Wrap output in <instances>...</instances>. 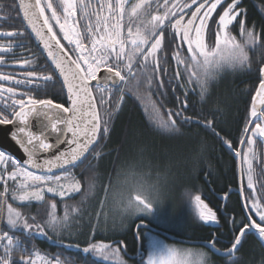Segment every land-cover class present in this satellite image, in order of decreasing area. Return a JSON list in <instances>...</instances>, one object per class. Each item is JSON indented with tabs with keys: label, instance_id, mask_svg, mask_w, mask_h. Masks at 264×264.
Instances as JSON below:
<instances>
[{
	"label": "snow or ice",
	"instance_id": "6c2138e0",
	"mask_svg": "<svg viewBox=\"0 0 264 264\" xmlns=\"http://www.w3.org/2000/svg\"><path fill=\"white\" fill-rule=\"evenodd\" d=\"M127 3L128 0H60L63 17L54 7L53 0H34V3L24 10V19L47 52V57L54 68L51 69V75L42 77L34 71L25 73L23 79H15L11 74H0V96L7 92L9 94L7 99L17 96V88H4L2 82H14L17 86L21 84L32 86L27 91L19 93L21 98L12 99L11 114L6 109L0 110V125H12L14 129H8L5 133V135L10 134L11 142L5 143L0 139V165L6 166L0 171V181H4L5 185L8 180L16 181L17 190L20 192L18 199L21 202L43 201L45 187L47 192L56 193L60 197L80 191L79 181L74 180L67 185L61 184V181L68 175V168H73L82 162L100 143V138L110 133V118L113 116L111 111L106 110L104 118L101 117L98 108L110 104L111 98L106 99L101 94L97 100L93 95V87L100 93L108 92L110 97L115 91H119L120 101H123L125 87H140L141 81L137 80V77L141 74L140 70L146 72L149 69V61L155 62L153 73L163 72L158 53L171 51V46L179 40L180 45L187 44L191 61L189 62L187 57L182 58L179 52L174 58L178 65L181 63L186 65L185 71L191 70L196 84L204 93L209 82L224 68L245 67L249 63L247 46H255L257 43L256 34L245 26L243 20L239 21L242 40L237 41V38L231 35L230 26H233L237 18L243 15V11L239 8L240 0H231L223 12L219 13L218 19L214 17V13H217L219 7H223L224 0H190V3L188 0H162V2L140 0L131 7L130 12L125 8ZM153 7L156 8V14H152L150 20H147L146 16ZM161 9H163L162 14ZM46 11L51 12V17L45 14ZM78 13V19H73ZM51 20H55L67 45L61 43ZM82 21L87 23L82 24ZM213 21L216 24V46L209 49L205 44L204 34L207 32L209 39L211 38ZM2 35L11 38L23 36L24 32L9 31ZM85 42H90L91 47H87ZM73 45L74 47H70ZM11 50V46L0 47V65L5 63L4 54ZM27 63V61L23 62V64ZM57 71L63 78L62 87L67 89L68 106L56 103L53 99H40L28 94L38 90L41 81L43 85L52 82ZM259 71L264 77V67ZM154 79V75L147 78L149 87ZM133 81L136 83L134 84ZM160 86H163L162 81ZM257 101L260 105L259 110H257ZM116 107L119 108V104ZM180 107L187 110L186 99L180 102ZM174 115L179 116L180 112ZM172 117L173 113H169L167 120L158 118L157 126L168 133L176 132L177 122ZM34 119L41 120L39 130L30 127ZM257 120L261 122H256ZM188 122H191V117L185 118V123ZM196 123L201 121L198 120ZM203 123L205 128L215 131L212 120ZM248 125L244 132L250 134L241 139V144L246 143L251 146L257 136L264 139V78L260 80L252 96ZM53 134H55L54 139ZM216 135L219 136V133L217 132ZM224 143L229 150L233 149V145L228 140H224ZM64 145L67 147L61 150L60 146ZM17 150L21 151L22 156L16 155ZM50 152H54V156L51 159H43L44 154ZM235 155L242 156L243 164L247 165V188L253 191L243 196L246 213L244 219L239 225L235 219L231 221L238 231L231 246L223 253L230 258L239 250L242 239L249 233L258 234L259 238L264 240V196L259 200L255 198L256 189L250 152L240 150L236 151ZM7 166L13 169L11 173L7 172ZM57 168L64 170L63 175L52 174ZM261 187L264 188V185ZM134 190L137 193L134 197L128 196L118 202L122 203V211L151 214L159 199L158 189L137 183ZM7 191L8 188L5 187V192ZM153 191L157 193L155 197L150 194ZM243 191L242 189L241 195ZM3 195L0 193V197ZM229 197L230 193H224L225 199ZM13 199H17L15 194ZM194 200L200 220L205 223H218L216 213L204 203L201 196L196 195ZM3 203L4 201L0 200V204ZM55 207V204L51 205L52 209ZM77 211V207L71 208L72 213ZM7 223L11 229L22 228L33 236H45L48 230L58 231L66 228L70 223V214L66 209L63 217L57 216L54 211L47 212V219L40 213L26 217L9 204ZM5 240L7 241L4 245L5 255L0 259V264H9L13 244L19 246V242L14 241L8 232L0 236V241ZM215 243L210 241L208 246L219 252V249L215 248ZM83 251L98 253L105 260L109 255L119 256V249H113L104 243H89ZM163 253L171 255L167 248ZM22 264H34V261L25 259ZM47 264H61V261L56 258L49 260ZM120 264H125V261L120 260ZM149 264L152 262L150 261ZM232 264H236V261L233 260Z\"/></svg>",
	"mask_w": 264,
	"mask_h": 264
},
{
	"label": "trees",
	"instance_id": "16d2710c",
	"mask_svg": "<svg viewBox=\"0 0 264 264\" xmlns=\"http://www.w3.org/2000/svg\"><path fill=\"white\" fill-rule=\"evenodd\" d=\"M228 3H231V0H224L223 7H219L221 10L218 8L219 12L216 13V19H218L219 13L223 12ZM239 8L243 11V15L239 16L235 22L239 24V21L243 20L245 26L256 32L258 36L256 45L250 48L251 61L246 65V68L243 67L241 69L243 73L240 72V74L235 75V77H229L233 75H229L226 78L224 77L219 84L220 87L210 92V96L207 99L200 97V94L196 91V93L194 92V90H196L194 85L190 87L187 84L178 83V88H176L174 92L173 100L168 101L169 98L167 99L166 96L165 99L167 100L163 101V106L157 100L158 111L165 114L162 118L167 120L169 113H173L172 118L176 120V126L183 128L182 133H168L163 129H158L155 121L146 113L147 110L137 99V91L139 93L144 91L139 89L140 87H125L124 99L121 101L116 111L114 107L120 99L119 91H115L112 97L108 95L107 99L111 98V103L106 104L104 108H99L102 118H104L106 110L113 113L109 124L110 133L100 138V143L95 146L94 150L91 151L76 168V171L80 173L78 179L80 190L83 191L86 189L87 183L92 178L93 183L95 180L99 185V196L97 199L91 200V205L87 206V215L89 216V213L90 215L93 213L97 216L95 212L100 207L98 203V201H100V196H102L104 190H111L114 187V180L124 171V158L128 151H130L129 148L133 142V133H151L154 144L159 139L165 138L166 135H170L176 143L173 146L164 145L156 149L167 150L171 148V150L175 152L177 150L179 152L180 149H177L178 144H181L184 149H188L189 146L192 147L194 152L193 159L188 163L189 165L182 166L180 174L184 175L185 180L190 184V186H187L190 187L191 190L194 188L202 190V196L203 194L206 196L205 198L209 201L211 206L215 207L216 203L219 206H224L223 212L218 211L221 225L219 227H205L200 220L197 222L189 218L185 225L176 230L148 222L145 217H139L130 220L124 229H122V225L116 226V224L106 227L96 225L97 229L101 230L95 229L91 231L90 225L86 222L79 230L72 228L73 236L69 239L67 237L59 239L60 241H54L47 238L48 236L41 238L36 235L33 236L23 230H12L4 223L5 230L17 236L26 253L33 249L59 258L65 264H112L108 263L104 257L98 253H86L83 251V248L89 243H94L93 240L89 242L86 238L96 232L94 233L95 236L104 238L103 243H107L108 245L112 244L113 246L110 245L112 248L119 243V249L122 251L123 246V253L126 258L136 264H144L143 258L147 247L144 234L148 229L155 233L163 234L169 241L180 242L171 240L167 234L171 237L187 241L184 243L203 245L207 248L209 247L204 243L212 241L216 236L215 248L219 249V252H226V249L231 246V243L234 241V236L238 231V228H234L231 223V216H233V219H235L237 225H239V222L244 219V215L241 209V201L235 194L230 195L227 201H223L225 198L219 200L220 195L234 191L230 190V188H239V177L236 172L235 164L236 159L234 160L227 152V146L224 140H228L233 147L236 148L241 143V139L245 136L244 129L248 127L252 96L255 94L260 83L259 69L264 66V0H240ZM60 9V15L63 17V9L61 7ZM46 15L51 17V12L46 11ZM12 22L14 29L12 32H24L23 36H13L12 41L14 44L18 45H24L25 43L26 52L24 54V60L28 62L27 64H23L22 62L19 65H15L14 72L18 75L16 79H23L25 73L28 71H34L41 77L43 75H51L52 67L26 30L16 3H14V18ZM50 22L54 25V31L58 34L60 40L63 41V35L60 33L55 20H51ZM61 22H63V19H61ZM176 50L177 48H175V51ZM22 64L23 67H21ZM0 67L7 69L4 66ZM7 70L8 72L6 74L11 71L10 69ZM57 79L58 77L55 74L54 80L47 85H43L41 81V87L28 94L35 95L40 99H53L56 103L66 105L67 100L64 89L59 79L57 82ZM175 82H180L177 76ZM2 83L4 88H8L6 85L8 81ZM53 84L55 86H53ZM20 86L22 87L17 89V96L12 99L21 98L19 93L25 92L32 87L23 84ZM155 88L154 86V93L151 94L150 90H148L147 94L151 97H161L157 95L158 93L155 92ZM181 91L182 93H187L188 96L183 97ZM101 94L105 96L106 92L100 93L95 89V97L97 100ZM8 95L7 92H4L3 95L0 96V110L6 109V111L11 114L13 111L12 107H10L12 99H7ZM185 99L188 102L186 111L180 107V102H183ZM170 105H173V107ZM170 107L173 109L171 110ZM178 111L180 115H174ZM186 117H191V122L185 123ZM198 120L201 121V123H196ZM206 120H212L214 122L215 131L204 127L203 122ZM256 122L261 121L257 120ZM217 132L219 136L216 135ZM188 141H191L189 146L185 144ZM162 142L165 144L164 141ZM259 151H264L262 146H260ZM97 153H99V157L93 165L92 163L96 157L93 159L92 157ZM262 159H264V155ZM261 185H264V179L255 182V189L264 193V188H262ZM242 189L243 181H241V191ZM245 190L250 192L247 188V182L244 184V191ZM257 195L256 199L258 200L261 196H264L261 193H257ZM75 199H73V202ZM202 199L204 200V198ZM146 223L149 224V226H147ZM50 236L56 238L55 236ZM243 241L244 238L239 246V250L235 252L234 256L231 258L227 255L215 252L210 248L213 251L212 260H214V263L232 264V261L240 256V260L236 262V264H264L263 248L256 242L250 240L248 242ZM94 244L98 243L95 242ZM238 253L239 255H237Z\"/></svg>",
	"mask_w": 264,
	"mask_h": 264
},
{
	"label": "rangeland",
	"instance_id": "374dc122",
	"mask_svg": "<svg viewBox=\"0 0 264 264\" xmlns=\"http://www.w3.org/2000/svg\"><path fill=\"white\" fill-rule=\"evenodd\" d=\"M190 3V1H188ZM54 7H56L58 13L60 14V0H53ZM62 8V7H61ZM220 9V8H219ZM219 9L217 12H219ZM221 10V9H220ZM216 17V13H214ZM212 35L209 39V36L206 32L205 34V44L209 49L215 48V32H216V24L212 22ZM253 31V30H252ZM231 35L237 38V41L242 40L241 36V29L240 24L234 23L233 26H230ZM257 36V33L254 32ZM239 36V37H238ZM258 38V36H257ZM252 46H247L248 48V59L250 60V48ZM175 48L177 50L175 51ZM180 53L181 57H187L188 61H191V56L188 53V46L187 44L180 45V41L177 40L175 45L171 48L170 56H173L171 61L174 63V71H173V78H174V92L176 88H178V83L187 84L190 87L194 85L200 97L207 99L210 96V92H213L215 88L220 87V83L222 79L229 75V77H235V75L240 74L241 69L243 67H235L229 68L226 67L220 71V73L209 82L207 91L202 93L200 87L196 84L195 77L192 76L191 70L185 71L186 65L184 63L177 64V61L174 57H176L177 53ZM3 66V65H0ZM246 68V66H245ZM8 72L7 69H3L0 67V74H6ZM179 73V75H178ZM243 73V72H241ZM9 74V73H8ZM13 77H18L17 74H11ZM149 76H153V74H149L147 76H143L142 78H137V80L141 81L140 88L144 92L138 94L137 99L143 104L145 109L147 110L146 113L150 115V117L155 121L159 118H162L165 115L163 112H159L157 109V100L163 106V101L173 100V97H151L147 94L148 90H150L151 94L154 93V86L155 92L158 93L157 95L163 94L161 90V86H158V83H153L151 87L147 84V78ZM177 79L180 82H175ZM192 77V79H190ZM9 82V81H8ZM135 84L136 81H133ZM8 87H15L17 89L21 88L22 86H17L14 82L6 83ZM143 87V88H142ZM216 90V89H215ZM195 92V93H196ZM172 93V92H171ZM170 93V94H171ZM182 93V91H181ZM109 93L106 92V99ZM121 95V93H120ZM155 95V94H154ZM183 96H188L187 93H182ZM117 104H121L120 99L118 100ZM115 104L114 109L117 110ZM154 105V107H153ZM173 107V105H170ZM170 107L172 110L173 108ZM163 119V118H162ZM157 125V123H156ZM158 129H161L157 126ZM177 131L175 133H182L181 127L176 126ZM133 142L129 148L130 151L126 154L124 158V171L119 175L117 179L114 180L113 184L114 187L111 190H104L102 196H100L99 208L96 210L95 216L93 213L89 216L87 215V206H90L94 199H97L99 196V185L93 178L86 184L87 188L77 195L75 201L69 202H61V203H54V202H47L45 204L40 205L39 203L36 204L35 201L30 202H21L18 199L20 192L17 190V182L10 180L8 185V195L6 199H2L4 203L0 204V218L3 219V222L7 223V205H12V207L18 211H20L26 217L36 216L37 213H40L47 219V212L54 211L55 214L59 217H63L65 215V211L70 214V223L67 225L66 228L59 229L58 231H51L48 230L47 235L41 236L36 235L37 237H47L50 240L60 241L59 239L67 238L68 239L73 236L72 228L75 230H79L85 223L90 225L91 231L97 229V226H113L116 224L122 225V229H124L130 220L133 218L145 217L149 222L163 226L169 229H180L183 225L187 223L189 218H192L195 221H199V214L198 209L196 206V202L194 197L196 195L201 196L203 198L200 189H192L188 186L190 184L188 181L185 180L184 175L180 174L182 166H187V164L193 159V149L191 146V141H188L187 146L188 149H184L181 144H178L177 149H180L178 152L176 150L173 151L171 148L167 150H158L159 148L164 145H171L173 146L176 142L170 137V135H166L165 138L159 139L155 144L153 143V138L151 133L145 132H135L133 133ZM160 135V134H158ZM162 136V135H160ZM170 137V138H169ZM165 142L163 144L162 141ZM152 143V144H151ZM186 146V147H187ZM96 157V158H95ZM99 155L94 154L92 157L95 158L93 161V165L95 161L98 159ZM123 161V162H124ZM189 165V164H188ZM60 175H63L60 174ZM72 175L77 176L75 181H78L80 173L76 170L69 171L68 176ZM64 177V178H66ZM63 178V179H64ZM97 178V176H96ZM95 178V179H96ZM137 183H143L146 186H154L158 189V196L159 199L156 201V206L154 207L151 214H139V213H130V212H123L122 211V203H118L124 198L128 196L134 197L137 193L134 190V186ZM188 185V186H187ZM3 188L0 185V191ZM97 190V192H96ZM198 190V191H196ZM17 196V199H13V195ZM142 195L148 193H141ZM153 197L157 195L155 191L150 193ZM92 200V201H91ZM55 204V209L51 208V205ZM28 207V208H27ZM72 207H77L78 211L76 213L71 212ZM94 210V209H92ZM91 211V209H90ZM89 211V212H90ZM183 212V213H182ZM188 219V220H187ZM97 225V226H96ZM9 226V225H8ZM10 227V226H9ZM93 228V229H92ZM18 230H23L22 228H17ZM14 230V229H12ZM101 230V229H97ZM24 231V230H23ZM90 231V232H91ZM28 233V232H27ZM96 233V232H94ZM30 234V233H29ZM55 236L54 237H51ZM146 238V253L143 258L144 264H149L151 261L152 264H215L214 260H211L210 254L207 251V248L198 245H190L184 242H175L167 240L163 234L155 233L152 231H147L144 234ZM58 238V239H57ZM107 244V243H104ZM112 245V244H110ZM113 246V245H112ZM120 244L113 247V249H119ZM167 248L171 255L164 254L163 251ZM106 261L112 264H120V260H124L125 264H136L135 262L130 261L128 258L125 257L123 253V246L122 251L119 249V256H112L109 255Z\"/></svg>",
	"mask_w": 264,
	"mask_h": 264
},
{
	"label": "flooded vegetation",
	"instance_id": "af4514ba",
	"mask_svg": "<svg viewBox=\"0 0 264 264\" xmlns=\"http://www.w3.org/2000/svg\"><path fill=\"white\" fill-rule=\"evenodd\" d=\"M139 2H140V0H128V3L125 5V8L130 12L131 7L134 4L139 3ZM161 2H162V0H161ZM14 3H16V0H0V47H10L11 46V49H12L10 52L4 54L5 55V63L3 64V66L6 67L7 69L11 70L9 72V74H15L16 73V72H14L15 71V65H17V64L19 65L25 61L24 60L25 59L24 54L26 52L25 43H24L23 47L15 46L18 44H14V42L12 41L13 37L10 38V37L2 35L3 33L9 32V31H14L13 22H12L13 18H14ZM16 5H17V3H16ZM193 10H195V9H193ZM160 12L162 14L163 9H161ZM152 14H156V8L155 7H153L152 9L149 10V14L146 16V19L150 20ZM78 17H79V13H78L77 17L74 19H78ZM93 19H94V17H93ZM186 19H187V17H186ZM186 19H185V22H186ZM81 23L85 24V23H87V21H82ZM126 32H127V29L125 28V34H126ZM205 34H206V32H205ZM205 34H204V40H205ZM192 35H194V32L192 33ZM167 39H171V37H167ZM85 43H86L87 47H89V48L91 47L90 42H85ZM163 46L164 45H162V47ZM173 46L174 45H172L171 48ZM70 47H74V45L70 46ZM170 54H171L170 51H164V52L158 53V56L161 57L160 66L163 69V72L157 71V72L153 73L152 69L155 67V62L149 61V64H150L149 69L146 72H144L143 70H140L141 74L137 77V78H139V77L142 78L143 76L153 74L155 76L154 82L158 83V86H160L161 81H162L163 86L161 87V90L163 91V94H160V96H162V97H166V96L167 97H171V96L173 97V95H174V78L172 77L173 71H174V63L171 61L173 56H170ZM136 67L139 70V65H137ZM14 78L16 79V77H14ZM183 97H186V96H183ZM249 134L250 133H248V135ZM245 136H246V133H245ZM260 146H262L264 149V139H261L260 137L257 136L255 138L254 144L251 146L247 145L246 143L245 144L240 143L238 147H236V148L233 147L232 150H229V148L226 147L227 152L234 158V160L236 159L235 160L236 172H237V175L239 177V188H236V187H235V189L230 188V190H234V191L229 192V193H230V195L235 194V196L239 197V199L241 201V209H242L244 217L246 215V213L244 211V207H243L245 201H244V199L241 195V191H240V178H241V181H243V190H244V184L246 182H248L247 181V175H246L247 165L243 164L242 156L237 157L235 155V153H236V151H240V150H246V151L250 152V159H251L252 169H253L252 174H253V181H254V188H255V182L258 180L264 179V159H262V156L264 155V151H262V152L259 151ZM253 155H254V158H252ZM73 170L74 169H72L71 171H73ZM67 178L62 179L61 184L67 185V184L71 183V182L67 181ZM235 190H237V191H235ZM249 190H250V192H247L246 190L243 191V196H246L253 191L252 189H249ZM80 192H81V190L77 193H72L69 196L60 197L56 193L47 192L46 187H45L44 188L45 199L43 201H35V203L36 204L39 203L40 205H42V204H45L47 202H49V203L54 202L57 204L61 203V202H69V201H73V199H75ZM257 193H261L264 195V193H262V191L256 190L255 191V198H256V196H258ZM205 197L206 196L203 194L204 200L202 198L201 199L204 201L205 204H207V206L209 208H211L216 213L218 223H205L202 220H200V221H201L202 225H204L205 227H208V226L219 227L221 224H220L219 217H218V211L223 212L224 206L223 205L219 206L216 203L215 207H213L209 204V201ZM222 199H224V195H220L219 200H222ZM223 201H227V199H225ZM256 219L258 220V217H256ZM231 220H233V216H231ZM245 222H247V221L245 220ZM146 225L149 226V224H147V223H146ZM147 231H152V230L148 229V230H146V232ZM216 238L217 237L215 236L212 241H216ZM86 239L89 242L93 240L94 243L96 242L98 244L103 243V240H104V238H100V237L95 236L94 233L91 236H88ZM249 240L258 243L263 248V251H264V240H261L259 238L258 234L249 233L246 237H244V241L248 242ZM209 242H207V243H209ZM187 244H190V243H187ZM190 245H196V244H190ZM215 245H216V243H215ZM198 246H203V245H198ZM203 247L207 248L205 246H203ZM207 251L209 252L210 258L212 260L213 251L210 248H207ZM220 252L223 253L224 251H220ZM237 255H239V253ZM239 260H240V256H238L235 259L236 262H239Z\"/></svg>",
	"mask_w": 264,
	"mask_h": 264
},
{
	"label": "water",
	"instance_id": "95a60500",
	"mask_svg": "<svg viewBox=\"0 0 264 264\" xmlns=\"http://www.w3.org/2000/svg\"><path fill=\"white\" fill-rule=\"evenodd\" d=\"M16 3H17V6H18V9H19V13H20V16H21V19L24 23V26L26 28V30L29 32V34L31 35V37L33 38L34 42L36 43L37 47L39 48V50L41 51V53L43 54V56L45 57V59L47 60V62L49 63V65L54 68V65H52V62L48 59L47 57V52L43 49L42 47V44L40 43L39 39L36 37V35L31 31V27L28 25L27 21L24 19V10L28 7H30V5H32L34 3V0H16ZM76 18V17H74ZM73 18V19H74ZM42 23V21H41ZM69 23H71V21H69ZM59 38V37H58ZM60 39V38H59ZM62 44H64L62 41H61ZM264 67V66H263ZM56 76L58 77L59 81L61 82V84L63 85V78L60 77V74L59 72L57 71L56 73ZM264 78L261 76V73H260V80ZM95 82H93L94 84ZM64 89V92H65V95H66V100H67V104L65 106H68L69 105V101H68V93H67V89L66 88H63ZM93 95L95 97V94H94V91H93ZM96 98V97H95ZM260 108V105H259V101H257V110H259ZM98 111H99V108H98ZM100 113V111H99ZM30 127H33L34 129L36 130H39L40 127H41V120L39 119H34L33 123L30 125ZM8 129H13V126L12 125H0V139H3L5 141V143H9L11 142V137H10V134L8 135H5L6 131ZM14 130V129H13ZM246 135H248V133H246ZM54 136L55 134L52 135V138L54 139ZM61 147V150H63L65 147H67V145H64V146H60ZM91 152H89L87 154V156L90 154ZM16 155L18 157L22 156V153L21 151L17 150L16 151ZM54 156V152H50V153H46L44 154L43 156V159H51L52 157ZM86 156V157H87ZM84 160V159H83ZM82 160V161H83ZM80 163V162H79ZM78 163V164H79ZM77 164V165H78ZM70 169V168H68ZM67 169V170H68ZM35 171V169H33ZM64 170L63 169H54L53 170V173L52 174H59L61 172H63ZM240 191H241V178H240ZM166 235V234H165ZM167 236L171 239V240H177V241H180V242H187L185 240H181V239H178V238H175V237H171L167 234ZM206 246L209 245V243H204ZM209 247V246H208ZM210 248V247H209ZM216 252V251H215ZM218 253H221V252H218ZM225 253V252H223ZM221 253V254H223ZM225 255V254H223Z\"/></svg>",
	"mask_w": 264,
	"mask_h": 264
},
{
	"label": "built area",
	"instance_id": "2783aa9c",
	"mask_svg": "<svg viewBox=\"0 0 264 264\" xmlns=\"http://www.w3.org/2000/svg\"><path fill=\"white\" fill-rule=\"evenodd\" d=\"M6 166L5 165H0V171H3L4 168ZM13 171V169L11 168V166H7V172L11 173ZM74 178H76V176L74 177H68L67 181L69 180H73ZM0 183L3 185V187H5V183L4 181H0ZM8 183V181H7ZM5 196V193H3ZM4 229H3V225L2 222L0 221V236L3 235L4 233ZM9 236H11L13 238L14 241H18L19 242V246L17 247L16 244H13L11 250H10V258H9V264H22V261L25 259H31L34 261V264H47V262L49 260H55L54 258L45 255V254H41L38 252H34V251H30L29 253H26L24 251V249L21 247L22 245H20V241L17 239V237L11 233H9ZM7 244V241H0V259H2L5 255L4 253V245ZM61 264H64L61 262Z\"/></svg>",
	"mask_w": 264,
	"mask_h": 264
}]
</instances>
